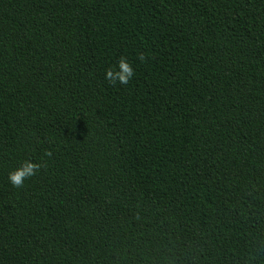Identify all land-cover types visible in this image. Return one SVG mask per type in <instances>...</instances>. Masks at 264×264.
<instances>
[{
    "label": "trees",
    "instance_id": "16d2710c",
    "mask_svg": "<svg viewBox=\"0 0 264 264\" xmlns=\"http://www.w3.org/2000/svg\"><path fill=\"white\" fill-rule=\"evenodd\" d=\"M0 264H264V0H0Z\"/></svg>",
    "mask_w": 264,
    "mask_h": 264
},
{
    "label": "clouds",
    "instance_id": "9594fccd",
    "mask_svg": "<svg viewBox=\"0 0 264 264\" xmlns=\"http://www.w3.org/2000/svg\"><path fill=\"white\" fill-rule=\"evenodd\" d=\"M144 61L143 54L137 57ZM135 70L124 56L119 57L115 64L104 70V79L111 85H127L133 79ZM41 165L31 160L21 161L16 168L8 173V182L14 188L23 187L26 180L36 175Z\"/></svg>",
    "mask_w": 264,
    "mask_h": 264
}]
</instances>
